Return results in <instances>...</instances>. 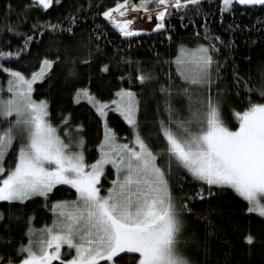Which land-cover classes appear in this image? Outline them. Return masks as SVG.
<instances>
[{
    "label": "snow or ice",
    "instance_id": "snow-or-ice-1",
    "mask_svg": "<svg viewBox=\"0 0 264 264\" xmlns=\"http://www.w3.org/2000/svg\"><path fill=\"white\" fill-rule=\"evenodd\" d=\"M16 2L14 7L10 0L0 16V73L6 78L0 82V204L15 207L40 198L52 223L37 229L29 217L27 243H14L10 236L0 242V264H213L214 241L223 239L213 223L214 200L234 193L247 203L248 213L264 220V61L255 77L240 72L231 57L234 41L215 34L207 16L203 24L197 19L211 9L212 0H116L107 8L76 0L56 22L47 16L64 0ZM215 6L221 23L226 14L235 15L236 6L244 10L241 15L264 13V0H215ZM140 21L152 25L150 32ZM109 26L125 41L152 33L172 41L178 27H193L195 47H178L167 62L175 74L166 73L162 81L157 68L121 58L119 48L109 53ZM237 29L244 30L233 23L226 31ZM53 33L88 49L80 64L98 68L101 87L115 74L120 86L109 101L91 91V76L88 86H76L83 69L61 56L68 50L63 43L56 45L54 57L38 53V70L30 76L7 66L31 56L32 47ZM65 62L73 103L90 105L103 127L92 163L86 159L82 125L73 128L65 116V140L50 122L48 100L34 98V86L49 81ZM233 96L247 99L243 110H233L234 129L224 117ZM152 101L156 109L149 118ZM110 114L131 130L130 140L121 142ZM13 150L14 162L7 165ZM109 166L114 178L104 194L102 178ZM186 181L194 191L184 190ZM59 186L73 190L75 199L53 200ZM198 201L209 205L197 217L204 221L203 233L189 232L186 223ZM10 221L0 213V229L10 230ZM245 243L252 246L256 239L249 233Z\"/></svg>",
    "mask_w": 264,
    "mask_h": 264
},
{
    "label": "trees",
    "instance_id": "trees-1",
    "mask_svg": "<svg viewBox=\"0 0 264 264\" xmlns=\"http://www.w3.org/2000/svg\"><path fill=\"white\" fill-rule=\"evenodd\" d=\"M10 0H0V16L3 15L4 9ZM13 6H18L16 0H12ZM76 0H64V6L54 5L50 10L47 18L56 22L59 19H63V16L70 10V5L75 3ZM96 3L102 4L105 8L113 6L116 0H95ZM212 7L206 13L202 14L199 19L200 23L205 22V16H207L208 26L214 30L215 34L222 35L226 40L232 39L234 41V50L231 53V57L236 61V67L240 72L247 74L250 71L253 76H256V68L261 61H264V28L260 27V22L264 21V13L258 10H250L248 14L241 15L244 10L237 7L235 15L226 14L221 23V17L215 6V0H212ZM208 8V5H205ZM143 22V21H142ZM145 27H149L148 23L143 22ZM241 25L243 31L237 29L234 33H229L226 29L229 25ZM193 27L188 29L179 28L173 32V40L169 41L167 34L161 35L159 33H152L151 35H144L142 37L132 38L130 41L123 40L117 32H115L109 26L107 31L111 33L108 37L113 41L108 46L110 54H115L116 49L119 48V56L124 59H131L137 62H143L144 64L155 67L160 71L161 80L167 78L166 73L175 74V66L169 65L172 60L175 59L177 49L181 44L186 47H195L192 42ZM201 32L204 29L199 28ZM150 32V31H149ZM39 39V37H38ZM79 39V38H78ZM15 43V41H13ZM67 45V52L61 51V56L67 55L70 59H75L77 64V70L83 69L79 74L81 79L77 82V87L88 86L89 76H91L92 84L91 91L98 96L99 99L109 101L113 97V93L117 87H119V81L115 78V74L109 77L104 82L103 87L99 84L98 68L94 65L89 68L86 65L80 64V60L87 57L88 49L79 47L77 42L63 40L53 33L51 35H45L43 37V43L39 46H34L31 49L32 55L25 57L18 63L14 62L10 65L16 70L22 71L26 76H30L33 71H37L39 67L38 53H47L49 56L54 57L56 55V45ZM159 55V60L157 56ZM109 58H112L110 55ZM248 58L256 63L250 64ZM70 65L65 64L60 67H56L51 79L45 82L42 86L35 85L34 98L37 100L46 99L50 105V122L53 126L60 129V133L63 132L62 119L65 116L71 117V125L75 128L78 125H82L83 131L81 135L86 141L85 155L89 163H92L97 158L96 147L103 137V127L99 121V118L95 115L94 110L86 102L82 101L80 104H74L72 97L74 88L65 83V75L67 74ZM125 72L127 71L124 69ZM5 76L0 73V82L5 81ZM259 99V97H257ZM247 104V99L241 100L239 97H230L227 100V106L224 111V117L228 125L233 129L237 126L232 116L233 110H243ZM156 109L155 101H152L148 106V117L151 118ZM162 110V109H161ZM144 113L142 111L140 119L143 122ZM166 118V117H165ZM110 126L115 130L117 136L121 138V141H125L123 138L127 137L131 139V130L123 123V121L115 114H110L109 119ZM147 131V130H145ZM153 139H155V131L152 133ZM14 151L9 154L7 158V165H11L14 162ZM6 165V166H7ZM113 172L110 167L106 170V176L102 178L103 188L106 191L110 187V181L113 179ZM174 189L177 187L173 183ZM60 190H55L53 200H73L75 195L73 190L68 189L66 186H59ZM185 191H194L190 181L185 182ZM213 205L217 206L215 213V219L213 223L219 230V235L222 240H215L212 249L213 252V264H225V261H231V264H264V220H261L254 213L247 212V203L231 193L224 196L220 200H214ZM209 205L205 202H197L194 214L186 221L189 232L193 229H198L201 233L204 231V221L198 220L197 217L205 212ZM0 213H3L5 217L11 218V229H0V242L9 236L13 239L14 243H19L24 240V232L29 217L34 218V226L40 229L43 225L49 223L52 220L51 213L44 207V201L40 198H36L34 201L27 202L26 205H16L10 207L5 204H0ZM251 233L256 243L249 246L245 243V237Z\"/></svg>",
    "mask_w": 264,
    "mask_h": 264
},
{
    "label": "rangeland",
    "instance_id": "rangeland-1",
    "mask_svg": "<svg viewBox=\"0 0 264 264\" xmlns=\"http://www.w3.org/2000/svg\"><path fill=\"white\" fill-rule=\"evenodd\" d=\"M139 23L143 25L142 28H144L146 31H150V30H151L152 25L149 24V27H145V25H144V23H143L142 21H140ZM4 96H5V98H7V93H4ZM60 135H61L62 138H64L65 140H67V137H64L63 132L60 133ZM121 142H127V141H121ZM109 167H110V166H109ZM113 178H114V177H113ZM104 194H106V191H104ZM51 223H52V220H50L49 223H48L47 225H50ZM43 226H45V225H43ZM43 226H42V227H43ZM42 227H41V228H42ZM65 251H66V249H65Z\"/></svg>",
    "mask_w": 264,
    "mask_h": 264
},
{
    "label": "water",
    "instance_id": "water-1",
    "mask_svg": "<svg viewBox=\"0 0 264 264\" xmlns=\"http://www.w3.org/2000/svg\"><path fill=\"white\" fill-rule=\"evenodd\" d=\"M140 27H143V25H142V24H140Z\"/></svg>",
    "mask_w": 264,
    "mask_h": 264
}]
</instances>
